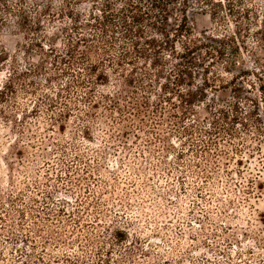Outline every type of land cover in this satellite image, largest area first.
<instances>
[{
	"label": "rangeland",
	"instance_id": "rangeland-1",
	"mask_svg": "<svg viewBox=\"0 0 264 264\" xmlns=\"http://www.w3.org/2000/svg\"><path fill=\"white\" fill-rule=\"evenodd\" d=\"M26 1V11L35 16V0ZM46 2H39L41 11ZM246 3L262 21L264 0ZM210 11L200 0L192 1L189 20L197 34L235 32L226 7L219 10L226 22H213ZM42 20L50 35L57 31ZM13 21L0 37L9 54L0 66V87L10 73L24 80H13L15 94L3 106L13 123L0 128V217L6 218L0 220V264H264V152L257 151L258 146L264 150L262 143L236 152L232 138H225L219 146L227 152L223 155L207 148L209 138L203 137L199 151L215 156L198 158L189 140L171 135L168 147L154 153L161 158L156 162L162 161L155 168L148 152L136 150L133 137L129 149L114 145L98 128L86 140L79 112L60 117L67 109L55 90L64 77L46 74L54 79L49 88L44 72L25 74L30 63L39 65L40 56L25 53L24 35ZM261 21L247 41L252 53L242 55L235 74L248 69L264 76V37L255 35ZM225 77L230 81L233 76ZM252 80L256 87H248V96L261 100L260 83ZM113 88L100 86L99 91ZM259 109L263 115L261 103ZM198 118L206 122L210 117L202 108ZM21 121L30 141L21 142L23 154L16 156L12 152Z\"/></svg>",
	"mask_w": 264,
	"mask_h": 264
},
{
	"label": "trees",
	"instance_id": "trees-1",
	"mask_svg": "<svg viewBox=\"0 0 264 264\" xmlns=\"http://www.w3.org/2000/svg\"><path fill=\"white\" fill-rule=\"evenodd\" d=\"M46 1L41 11L43 0H35L32 16L26 11V0H0V37L14 20L24 35L25 53L40 56L39 65L30 63L25 74L44 72L49 88L54 83V79L47 78L51 72L52 76L64 77V84L55 90L62 101L60 105L67 109L60 117L65 119L79 112L77 117L88 133L84 139L91 141L92 130L98 128L114 145L129 149L128 141L133 137L136 150L145 156L148 152L155 168L162 163L156 162L161 158L155 154L168 147L171 135L180 142L189 140L192 154L198 158L207 153L215 156L207 149L199 151L198 143L203 137L209 138L205 141L207 148L214 147L223 155L227 152L219 146L225 138H232L236 152L246 147L253 150L254 141L264 145V76L248 69L235 74L242 55L252 53L247 41L252 27L261 21L259 12L247 6V0H200V5L211 8L215 23L226 22L219 10L228 9L236 30L222 36L194 31L189 20L193 0ZM262 13V27L255 33L261 39ZM42 19L57 31L50 35ZM56 23L60 27L54 26ZM8 60L0 40V66ZM255 63L260 64L256 57ZM227 75L233 76L230 81H225ZM253 78L260 83L257 90L261 100L248 96L256 87ZM14 79L24 80L10 73L0 87V128L13 123L3 106L15 94ZM111 85L114 91H99L100 86ZM202 108L210 117L206 122L198 118ZM17 126L19 140L12 155L19 156L23 154L19 153L23 150L21 142L30 141V136L25 123L21 121ZM239 130L243 132L241 138ZM233 138L242 141L241 146L235 145ZM150 146L153 151H148ZM261 147L257 151L262 154ZM171 174L168 170L167 175ZM21 214L26 217L23 211ZM5 219L0 217L2 222ZM119 233L121 238L125 236Z\"/></svg>",
	"mask_w": 264,
	"mask_h": 264
}]
</instances>
